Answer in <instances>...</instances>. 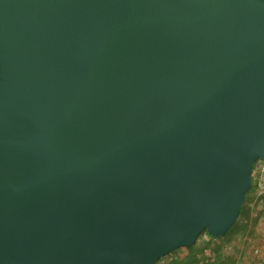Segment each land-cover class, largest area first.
Returning a JSON list of instances; mask_svg holds the SVG:
<instances>
[{
	"label": "water",
	"instance_id": "1",
	"mask_svg": "<svg viewBox=\"0 0 264 264\" xmlns=\"http://www.w3.org/2000/svg\"><path fill=\"white\" fill-rule=\"evenodd\" d=\"M260 161L264 0H0V264L222 239Z\"/></svg>",
	"mask_w": 264,
	"mask_h": 264
},
{
	"label": "trees",
	"instance_id": "2",
	"mask_svg": "<svg viewBox=\"0 0 264 264\" xmlns=\"http://www.w3.org/2000/svg\"><path fill=\"white\" fill-rule=\"evenodd\" d=\"M256 211L258 214H255ZM262 217H264V194H258L257 183L254 182L253 189L247 193L246 202L243 205L239 219L233 228L223 237V240L232 235L237 229H239L238 231L243 238L248 236L251 227L255 226ZM234 228H236L235 231H233ZM203 235L207 236L206 232L201 234L199 239ZM209 240V244H206L204 248H195L198 244L196 242L192 248H182L187 250L186 256L177 254L182 250L180 249L163 258L157 264H161L165 260H168L166 264H237V256L235 258L234 254L228 251L225 252L223 247L219 246L218 243H221L223 240H215L213 238H209ZM237 252H241V248H238Z\"/></svg>",
	"mask_w": 264,
	"mask_h": 264
},
{
	"label": "rangeland",
	"instance_id": "3",
	"mask_svg": "<svg viewBox=\"0 0 264 264\" xmlns=\"http://www.w3.org/2000/svg\"><path fill=\"white\" fill-rule=\"evenodd\" d=\"M259 165H264V163L258 162L255 165L253 183L257 182L259 178L257 174V168ZM255 214H258V212L256 211ZM235 230L236 228H234L233 231ZM238 230L239 229H237L232 235L225 238L224 240L222 238L221 240H223V243H218L219 246L223 247L225 252L228 251L234 254L235 258L237 256V264H264V217L260 218L259 222L255 226L251 227L250 231L248 232V236L243 238ZM204 238L205 235H203V237L197 241L198 245L195 246V248H204L206 244H209L210 240ZM201 240H205L202 246L199 244ZM238 248H241V252H237ZM184 252H187V250L182 249L177 254H180L181 256ZM167 262L168 260H165L161 264H166Z\"/></svg>",
	"mask_w": 264,
	"mask_h": 264
},
{
	"label": "built area",
	"instance_id": "4",
	"mask_svg": "<svg viewBox=\"0 0 264 264\" xmlns=\"http://www.w3.org/2000/svg\"><path fill=\"white\" fill-rule=\"evenodd\" d=\"M262 162V161H260ZM264 163V162H263ZM257 174L259 176L258 180H257V191L259 195L264 194V165H259L257 168ZM209 239L208 236L205 235L204 239Z\"/></svg>",
	"mask_w": 264,
	"mask_h": 264
},
{
	"label": "crops",
	"instance_id": "5",
	"mask_svg": "<svg viewBox=\"0 0 264 264\" xmlns=\"http://www.w3.org/2000/svg\"><path fill=\"white\" fill-rule=\"evenodd\" d=\"M205 240H201V242H199V244H200V246H202L203 245V242H204ZM223 243V242H222ZM225 243V242H224ZM198 245V244H197ZM187 255V252H184L183 254H182V256H186Z\"/></svg>",
	"mask_w": 264,
	"mask_h": 264
}]
</instances>
